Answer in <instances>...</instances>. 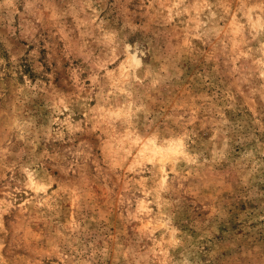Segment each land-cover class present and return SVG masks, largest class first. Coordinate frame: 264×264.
<instances>
[{
	"label": "rangeland",
	"instance_id": "obj_1",
	"mask_svg": "<svg viewBox=\"0 0 264 264\" xmlns=\"http://www.w3.org/2000/svg\"><path fill=\"white\" fill-rule=\"evenodd\" d=\"M0 264H264V0H0Z\"/></svg>",
	"mask_w": 264,
	"mask_h": 264
}]
</instances>
